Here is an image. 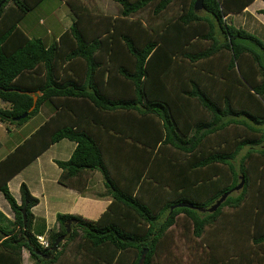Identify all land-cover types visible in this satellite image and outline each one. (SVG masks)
Segmentation results:
<instances>
[{
  "label": "trees",
  "instance_id": "16d2710c",
  "mask_svg": "<svg viewBox=\"0 0 264 264\" xmlns=\"http://www.w3.org/2000/svg\"><path fill=\"white\" fill-rule=\"evenodd\" d=\"M44 1L0 0V100L8 105L0 108V123L21 126L42 106L52 110L0 162V192L14 217L0 213L6 234L0 264H22L23 250L32 264H55L78 237V249L101 264H138L144 250L141 264H180L167 252H177L181 239L186 248L190 242L208 248L190 264L259 263L252 254L264 246V43L227 23L251 0H203L202 14L194 11L195 0H113L116 16L62 0L74 20L48 46L20 28ZM145 10V20L136 17ZM37 94L35 108L14 121ZM231 126L234 133L222 135ZM222 138L226 145L219 149ZM63 139L75 149L55 162L58 183L82 191L80 173L97 170L111 202L93 221L58 214L42 248L36 236L46 226L38 227L31 212L38 199L22 184L18 204L7 181ZM253 157L259 168H252ZM240 177L244 185L233 194ZM254 182L251 211L233 216L227 239L216 231L210 236L224 209L240 212ZM226 192L215 212L200 211ZM178 204L191 207L171 210ZM246 242L251 246L240 254Z\"/></svg>",
  "mask_w": 264,
  "mask_h": 264
},
{
  "label": "crops",
  "instance_id": "0c3cea01",
  "mask_svg": "<svg viewBox=\"0 0 264 264\" xmlns=\"http://www.w3.org/2000/svg\"><path fill=\"white\" fill-rule=\"evenodd\" d=\"M64 4L65 3H63V5ZM64 6L69 9L66 4ZM262 9H264L263 0H251V3L240 12L229 14L227 23L235 28L245 30L264 43V14L259 13ZM53 11L55 16L57 10ZM66 12L65 10L63 14H66ZM69 12L72 14L70 9ZM62 18L63 17L57 19L58 24L62 22ZM68 28L67 26L63 32ZM51 30L52 27L49 28L48 33H50ZM25 31H29L28 27H26ZM63 32L55 36L54 41H57ZM49 44L50 42H47L45 45L48 46ZM2 104L3 108L8 107L6 103L2 102ZM42 108L48 109L50 107H47V105L44 107L42 106L37 115L41 113ZM51 114L47 117L43 116V118L37 124L31 126V128H29L30 120L21 126L0 123V162L17 149L25 140L29 139ZM26 128H28L27 132H25ZM40 143H42V140H39L37 144H35L34 141V147H36V145L38 146ZM74 149L75 143L66 139L52 144L45 150H42V152H39L29 164L7 181L8 189L18 204L21 203L20 186L22 184H25L30 194L38 199V204L32 208L31 212L35 216L36 225L38 227L42 225L46 226V231L42 234L45 238L50 229H55V227H57L56 216L58 214L79 216L93 221L101 216L111 202V197L107 194L102 174L97 170H87L80 173L77 182L81 187L84 185L82 191L64 187L58 183L61 170L55 162L68 160ZM2 198L4 197L0 192V213L5 216L7 220H13V213L8 203H5ZM78 244L76 245L77 247ZM68 246L55 264H101L84 253L75 252L78 250L76 247V250L74 249L75 251H72ZM170 253H172V260V258L176 256L174 255L176 252L174 253V251L171 250ZM193 262L194 260L191 257L181 261V263L188 264ZM22 264H31L29 253L26 250L22 251ZM167 264L177 263L168 260Z\"/></svg>",
  "mask_w": 264,
  "mask_h": 264
},
{
  "label": "rangeland",
  "instance_id": "374dc122",
  "mask_svg": "<svg viewBox=\"0 0 264 264\" xmlns=\"http://www.w3.org/2000/svg\"><path fill=\"white\" fill-rule=\"evenodd\" d=\"M76 2L82 3L83 5L88 7L92 13H95L98 15L116 16L119 13V6L113 0H76ZM63 3H65V2L62 0H45L39 7L35 8L32 12L27 14L24 21L20 24V28L23 29L24 33L29 38H41L45 42V44L47 42H50V44H51L55 40V36H57L58 34L63 32V30L67 26L70 27V25L72 24V21L74 20V17L72 14H70L69 9L66 6H64L66 3L64 5H63ZM53 10H57V14H55V16H54ZM65 10L67 12H66V14H63L65 12ZM148 11L149 10H145L136 17H139L141 19L143 18L145 20V16L147 15V13L149 15ZM199 13L202 14V10L199 11ZM61 17H63L61 20L62 22H59V24H58L57 19H60ZM26 27H28L29 31H25ZM50 27H52V30L50 33H48L49 32L48 30ZM0 108L1 109L3 108V104L1 102V100H0ZM51 113H52V110H50V108H48V109L42 108L41 113L39 115H36L30 119L29 128H31V126H34L35 124H37L43 118V116L47 117ZM27 129L28 128L25 129V132H27ZM261 129L264 131V125L261 126ZM234 131H235V128L233 126H231L229 128H226L223 131L222 135L226 136V134H227L229 136V134H230L229 132L234 133ZM222 135H220V137ZM232 136L233 135L230 136L231 137L230 140L234 139V138H232ZM224 143H225V140H224V138H222V143H220V145L217 147H219V149H221L222 146L224 147L226 145ZM262 144L264 145V141ZM246 152H247L246 149L241 150L240 153L238 154L237 158H236L235 164H236L237 171L239 169L238 168L239 161H240L241 157H243V155ZM256 162H257L256 157H253L252 168L258 167ZM255 185L256 184L254 182L252 184V188H251V191L249 193L250 195H249L248 199L241 205L240 212L238 214H236L235 211H232L231 209H224V212H223L224 216L220 217V219L218 220V222L216 223L214 228H212V229L210 228V236H214L215 231H216L218 234H224L225 236H222V237L227 239V233H228L227 229H229L228 227L230 226L232 221L235 219V217L236 216L240 217V215L242 213L248 214L249 211H251V208L256 201L255 199H257L256 198L257 188L255 187ZM238 192L239 191L233 192V194H236ZM2 199L6 203V200H4V198H2ZM251 214H252V212H251ZM233 216H235V217H233ZM256 217H259V219H261L262 216L256 215ZM56 228L57 227H55V230H56ZM180 230H181V228H179V230L176 229L174 234H177V232ZM230 238H233V237L230 236ZM46 239H47V237H46ZM222 242L223 241H221V243ZM78 243H79V237L77 238V240H75L68 247H70L71 250L73 251L75 249V247L78 249V247L76 246ZM188 245L190 246V249L186 248L187 245L185 242H183L182 239H181V241H178L177 252H176V254H174V255H176L177 260L183 261V260H187L190 257L196 258L197 256H199V253H201L202 256L207 255L208 248H207L205 242L201 246H195L194 247V242L193 243L190 242V243H188ZM250 246H251V244L248 242L243 243V249L240 251V254L245 253V251ZM240 247H241V245H240ZM240 247H239V249H240ZM255 247L257 248V246H255ZM190 250H193V251L196 250L198 253L197 252L191 253ZM224 251H225V248H224L223 244H221V246H220V248H218L217 252L221 253ZM75 252H79L81 254L84 253V252L80 251L79 249ZM171 254L172 253H170V251L167 252L168 257H171ZM252 255L254 256V258H252V259H255L257 262H259L257 264H264V246L263 245L258 246V248L255 250L254 254H252ZM31 264H32V261H31ZM180 264H185V263H180Z\"/></svg>",
  "mask_w": 264,
  "mask_h": 264
},
{
  "label": "water",
  "instance_id": "95a60500",
  "mask_svg": "<svg viewBox=\"0 0 264 264\" xmlns=\"http://www.w3.org/2000/svg\"><path fill=\"white\" fill-rule=\"evenodd\" d=\"M193 9H194L195 12H199V11L203 10V0H195L194 1V4H193ZM38 95L39 94H37L36 96H34V98H33V104L31 106V108L29 109V111H27V112L23 113L22 115L14 118V121L21 120V119L27 117L28 113L31 112L35 108L36 100H37ZM243 185H244V179H243V177H240V183L237 186H235L231 192L240 191L242 189ZM231 192L224 193L212 206H210L207 209H200V211L201 212H207V213H213V212H215L217 210V208L230 195ZM26 206H27V203H25L24 204V207L21 209V212H22V215H23V222H24V224L26 223ZM174 207H188V208H190L191 206L185 205V204H178L176 206L171 207V210ZM70 222L71 221H69L68 223H70ZM66 228L68 230V225L66 226ZM4 238H6V234L3 231L0 230V239H4ZM145 253H146V250H144L141 253V256H140V259H139L138 264H141L142 263V261L144 259Z\"/></svg>",
  "mask_w": 264,
  "mask_h": 264
},
{
  "label": "built area",
  "instance_id": "2783aa9c",
  "mask_svg": "<svg viewBox=\"0 0 264 264\" xmlns=\"http://www.w3.org/2000/svg\"><path fill=\"white\" fill-rule=\"evenodd\" d=\"M36 241L42 248H47L49 245L48 239H46L43 235H37Z\"/></svg>",
  "mask_w": 264,
  "mask_h": 264
}]
</instances>
